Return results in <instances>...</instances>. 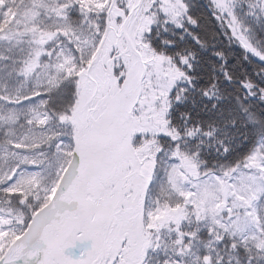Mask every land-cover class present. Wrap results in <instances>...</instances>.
I'll list each match as a JSON object with an SVG mask.
<instances>
[{
	"label": "snow or ice",
	"instance_id": "snow-or-ice-1",
	"mask_svg": "<svg viewBox=\"0 0 264 264\" xmlns=\"http://www.w3.org/2000/svg\"><path fill=\"white\" fill-rule=\"evenodd\" d=\"M0 264H264V0H0Z\"/></svg>",
	"mask_w": 264,
	"mask_h": 264
}]
</instances>
